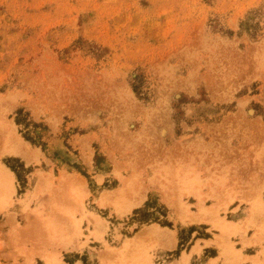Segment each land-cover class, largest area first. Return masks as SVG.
<instances>
[{
	"label": "rangeland",
	"instance_id": "rangeland-1",
	"mask_svg": "<svg viewBox=\"0 0 264 264\" xmlns=\"http://www.w3.org/2000/svg\"><path fill=\"white\" fill-rule=\"evenodd\" d=\"M3 166L0 264L264 255V0H0Z\"/></svg>",
	"mask_w": 264,
	"mask_h": 264
},
{
	"label": "crops",
	"instance_id": "crops-1",
	"mask_svg": "<svg viewBox=\"0 0 264 264\" xmlns=\"http://www.w3.org/2000/svg\"><path fill=\"white\" fill-rule=\"evenodd\" d=\"M146 197L148 198V195ZM235 205L237 206V204ZM250 235L251 233L249 232L248 237ZM197 241L198 243H196ZM216 242L218 244L217 246L215 245ZM167 243L169 244V242ZM175 248H177L176 241L172 249ZM185 253L190 256L188 260L189 264H194V262L197 264H264V255L260 254V248L248 245L242 247L240 244H237L234 248L230 245L222 247V244L213 237L192 238ZM61 256L62 259H58H61V264H68L65 261V256L63 254ZM53 258L55 259V257ZM181 260L182 257H179L176 263H180ZM44 264H46L45 261ZM71 264H82V261L74 258Z\"/></svg>",
	"mask_w": 264,
	"mask_h": 264
},
{
	"label": "bare ground",
	"instance_id": "bare-ground-1",
	"mask_svg": "<svg viewBox=\"0 0 264 264\" xmlns=\"http://www.w3.org/2000/svg\"><path fill=\"white\" fill-rule=\"evenodd\" d=\"M14 142L16 143V142H19V144L18 143H14L15 145V148H14V153H16V154H19V155H21V156H23L24 158H27V160H28V156L30 157V155H28L29 154V150H24V147L25 146H23V143H21L22 141L21 140H19V139H14ZM14 146H12V148L14 147ZM13 180H15V175H14V173L12 172V171H10L7 167H5V166H3L1 169H0V181H1V183H2V185L4 186V187H6L7 185L9 186V187H11L12 189H14V187H13ZM108 198H103L100 202V204L102 205V206H105V201L104 200H107ZM141 201H142V199H136V201L132 204V205H130V206H128V208H127V211H129V212H131L135 207H138V206H140L141 205ZM115 208V207H114ZM121 214H122V212H121ZM99 219V218H98ZM233 226V224L231 223V222H229L228 224H226V225H224V227H223V231L225 232V231H228L229 230V228L230 227H232ZM160 230L157 228V227H155V226H152L151 228H149L148 229V233H150V234H155V235H157L159 238H166V239H168V242H169V244L167 245V244H163V245H160V246H162V248H165V249H172L173 247H174V244H173V240L174 239H172V237L173 236H175V234H166L165 232H166V230H165V232H164V230H163V233L161 232H159ZM165 233V234H164ZM188 257L185 255V256H183V260H182V263L181 264H188ZM47 264H50L49 262H47ZM148 264H152V262L149 260V263Z\"/></svg>",
	"mask_w": 264,
	"mask_h": 264
},
{
	"label": "trees",
	"instance_id": "trees-1",
	"mask_svg": "<svg viewBox=\"0 0 264 264\" xmlns=\"http://www.w3.org/2000/svg\"><path fill=\"white\" fill-rule=\"evenodd\" d=\"M12 171H14V170L12 169Z\"/></svg>",
	"mask_w": 264,
	"mask_h": 264
}]
</instances>
